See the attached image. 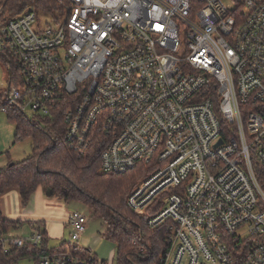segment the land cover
Returning a JSON list of instances; mask_svg holds the SVG:
<instances>
[{
    "label": "built area",
    "instance_id": "obj_1",
    "mask_svg": "<svg viewBox=\"0 0 264 264\" xmlns=\"http://www.w3.org/2000/svg\"><path fill=\"white\" fill-rule=\"evenodd\" d=\"M6 2L0 110H63L72 150L104 148L102 173L148 168L127 204L165 230L155 264H264V0H56L65 19L41 34L36 4ZM64 218L66 248L39 264H91L88 218ZM24 224L0 227L4 254L44 248L45 223L14 236Z\"/></svg>",
    "mask_w": 264,
    "mask_h": 264
},
{
    "label": "trees",
    "instance_id": "obj_2",
    "mask_svg": "<svg viewBox=\"0 0 264 264\" xmlns=\"http://www.w3.org/2000/svg\"><path fill=\"white\" fill-rule=\"evenodd\" d=\"M28 4H36L48 12L58 5L56 0H7L4 13L19 14ZM3 96L4 92L0 91V105ZM6 112L16 124V139L32 140V155L21 162H10L3 169L0 176V227L6 228L21 222L4 220L1 197L7 189H16L23 205H26L42 188L45 197L59 196L66 202L80 201L93 211V216L106 222L105 238L117 246V264L158 262L165 248L164 228H149L146 218L135 214L127 204L129 194L147 175L148 168L141 166L124 175L102 173L100 157L104 148L93 147L85 155L72 150L65 140L63 110H56L44 117L29 116L15 108H8ZM44 234L46 245L42 249H15L6 255L0 248V264H14L27 258L37 261L40 254L48 251L49 233L45 230ZM65 248L66 244L63 243L53 250ZM82 255L90 259L91 264H98V259L89 249H85Z\"/></svg>",
    "mask_w": 264,
    "mask_h": 264
},
{
    "label": "rangeland",
    "instance_id": "obj_3",
    "mask_svg": "<svg viewBox=\"0 0 264 264\" xmlns=\"http://www.w3.org/2000/svg\"><path fill=\"white\" fill-rule=\"evenodd\" d=\"M65 19V13L53 8L52 12L36 7V22L33 30L41 34L49 28H54ZM9 70L7 64L0 59V87L7 85ZM16 124L9 119L8 112L0 110V166H6L10 162H21L32 155V140L30 138L16 139ZM59 197V196H58ZM44 194L38 190L26 205H23L16 189H7L1 197V209L3 217L10 220H22L28 224L33 220L34 213L44 215L49 233L47 248L57 249L64 241H69V229H63V220L66 213L80 212L88 218L87 229L78 244L89 249L98 264H117V246L114 242L105 238L107 231L106 222L93 216V211L80 201L66 202L64 199L48 198L44 201ZM45 203V204H44ZM24 224L21 230L12 232L14 236H23L30 232V228ZM63 238V239H62ZM14 264H39L37 259L27 258Z\"/></svg>",
    "mask_w": 264,
    "mask_h": 264
},
{
    "label": "crops",
    "instance_id": "obj_4",
    "mask_svg": "<svg viewBox=\"0 0 264 264\" xmlns=\"http://www.w3.org/2000/svg\"><path fill=\"white\" fill-rule=\"evenodd\" d=\"M38 190H41L42 191V188H39ZM38 190H37V192H38ZM43 192V191H42ZM44 194V193H43ZM55 198V197H54ZM57 199H61L60 197H56ZM44 201H45V203L47 204V202L49 201L48 200V198L47 197H45V195H44ZM44 203V204H45ZM67 214V213H66ZM65 214V215H66ZM65 217V216H64ZM32 218H33V220H29V221H45V219H43L44 218V215H42V214H38V213H34L33 215H32ZM65 219V218H64ZM46 222V221H45ZM63 222H64V220H63ZM68 227L67 226H65L64 225V223H63V229H67ZM46 230H47V223H46ZM48 231V230H47ZM50 238V237H49ZM63 239V238H62Z\"/></svg>",
    "mask_w": 264,
    "mask_h": 264
},
{
    "label": "water",
    "instance_id": "obj_5",
    "mask_svg": "<svg viewBox=\"0 0 264 264\" xmlns=\"http://www.w3.org/2000/svg\"><path fill=\"white\" fill-rule=\"evenodd\" d=\"M222 142H223V141L221 140V141L219 142V144H218V145H221V144H222ZM11 165H12V164H11Z\"/></svg>",
    "mask_w": 264,
    "mask_h": 264
}]
</instances>
